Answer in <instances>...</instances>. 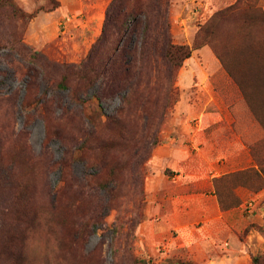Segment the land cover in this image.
<instances>
[{"label": "trees", "instance_id": "trees-1", "mask_svg": "<svg viewBox=\"0 0 264 264\" xmlns=\"http://www.w3.org/2000/svg\"><path fill=\"white\" fill-rule=\"evenodd\" d=\"M171 1L110 0L101 33L87 55L79 63L56 66L62 77L54 88L57 92L69 91L70 103L76 108L62 107L61 120H67L65 123L45 124L50 140L59 141L66 148L56 161L60 177L54 193L56 200L64 197V209L71 210L67 237L74 249L84 247L89 236L104 223L107 210L113 208L110 198L125 182L134 188L139 186L143 195L148 161L161 142L159 136L166 118L180 99L176 86L179 71L195 50L211 47L264 129L263 8L255 0H237L215 11L199 26L190 45L173 40ZM59 6L56 1L53 9ZM0 8L28 19L39 12L26 15L14 0H0ZM116 98L120 99L119 106L108 113L105 103ZM53 100L50 103L54 105ZM34 102L44 108L49 99L40 96ZM76 116L81 117L82 123L77 122ZM253 157L254 165L214 180L222 208L240 204L234 191L239 186L262 189L264 157ZM78 162L86 168L83 177L73 172ZM250 177L262 184L256 185ZM226 191L233 196L230 203L224 202ZM94 194L99 195L97 206L90 202ZM125 264H153V260L133 256ZM169 264L195 263L171 259ZM251 264H264V251L253 254Z\"/></svg>", "mask_w": 264, "mask_h": 264}, {"label": "rangeland", "instance_id": "rangeland-1", "mask_svg": "<svg viewBox=\"0 0 264 264\" xmlns=\"http://www.w3.org/2000/svg\"><path fill=\"white\" fill-rule=\"evenodd\" d=\"M14 1L26 15L36 10L39 12L28 19L13 14L7 8H0V264H125L133 256L145 258L140 253L137 233V226L144 219L145 187L143 196L139 186L134 188L125 182L116 195L110 198V207L113 208L107 210L105 216L103 214L104 223L94 230L84 247L78 250L69 246L67 237L72 220L71 210L64 209V197L57 201L54 193L60 177L55 168L56 161L60 160L66 148L59 141L50 140L45 123L53 126L65 123L67 120H61L62 107L68 105L71 109L76 108L70 103L69 91L57 92L54 88L62 77V71L56 66L63 62L79 63L87 55L99 36L97 33L100 32L103 11L110 0ZM56 1L62 4L70 2V6L65 4L63 8L53 9ZM236 1L219 0L215 2L219 6L211 14L206 12L195 16V33L215 11ZM255 1L260 5V0ZM194 37L195 34H173L177 44L191 45ZM201 54L194 51L183 66L214 68L221 65L209 45L201 50ZM226 73L219 79H230ZM197 77L192 79L184 76L180 80L179 71L176 86L180 97L182 83H196L200 79ZM28 81H31L29 85ZM239 94H242L241 91ZM40 96L49 99L44 108L34 102ZM51 99H55L54 105L50 103ZM119 104V98L108 100L105 109L113 113ZM176 104L161 131L168 126L166 122ZM76 118L77 122L82 123L81 117ZM242 123L239 128L241 138L244 142L248 141L252 159L253 154L262 159L263 127L252 126L248 118ZM159 139L162 140L161 132ZM73 172L83 177L86 168L78 162ZM251 182L262 184L254 177ZM101 194L105 195V191L102 190ZM232 197L228 192L224 202L230 203ZM98 199L99 195L94 194L90 202L97 206ZM250 201L253 203L252 210L256 209L255 200L250 198ZM260 205H264V198ZM73 212L75 214V210ZM253 225H257V230L260 228L258 231L262 235V244L255 252L258 253L264 251V224ZM152 260L153 264H159L156 258ZM167 262L165 259L162 264Z\"/></svg>", "mask_w": 264, "mask_h": 264}, {"label": "crops", "instance_id": "crops-1", "mask_svg": "<svg viewBox=\"0 0 264 264\" xmlns=\"http://www.w3.org/2000/svg\"><path fill=\"white\" fill-rule=\"evenodd\" d=\"M218 1L172 0L173 34H196L195 16L211 14ZM260 1L264 9V0ZM65 4L70 6V2L60 3L58 8ZM204 47L195 51L201 54ZM219 65L182 66L180 80L184 76L200 79L194 84L182 83V96L148 161L144 219L137 233L140 253L156 258L159 264L165 259L168 264L171 259L195 264H251V256L262 244L261 233L250 226L264 224V205L258 206L264 188L237 187L241 202L228 209L222 208L216 192V178L252 166L248 141L241 138L242 122L248 118L252 126H260L238 85L231 78L219 79L225 74ZM250 198L256 204L251 212L245 209Z\"/></svg>", "mask_w": 264, "mask_h": 264}, {"label": "built area", "instance_id": "built-area-1", "mask_svg": "<svg viewBox=\"0 0 264 264\" xmlns=\"http://www.w3.org/2000/svg\"><path fill=\"white\" fill-rule=\"evenodd\" d=\"M252 204L253 203L251 201L250 202H247L246 203V206H245V209L251 212L252 209H253V205Z\"/></svg>", "mask_w": 264, "mask_h": 264}]
</instances>
